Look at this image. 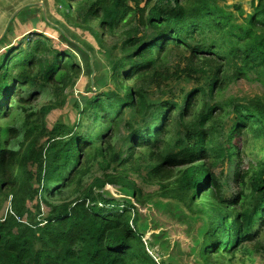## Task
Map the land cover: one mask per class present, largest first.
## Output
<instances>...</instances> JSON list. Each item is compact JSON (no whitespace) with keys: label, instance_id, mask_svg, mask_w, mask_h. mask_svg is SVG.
<instances>
[{"label":"trees","instance_id":"16d2710c","mask_svg":"<svg viewBox=\"0 0 264 264\" xmlns=\"http://www.w3.org/2000/svg\"><path fill=\"white\" fill-rule=\"evenodd\" d=\"M219 1L54 0L107 65L95 62L94 88L72 100L78 120L51 127L49 113L90 75L93 49L19 10L0 40V264H160L130 200L169 211L143 195L149 185L188 212L200 263L264 264V98L222 96L241 80L264 86V0L248 17ZM31 18L58 40L34 32L10 47L14 21ZM106 186L129 199L104 200Z\"/></svg>","mask_w":264,"mask_h":264},{"label":"rangeland","instance_id":"374dc122","mask_svg":"<svg viewBox=\"0 0 264 264\" xmlns=\"http://www.w3.org/2000/svg\"><path fill=\"white\" fill-rule=\"evenodd\" d=\"M250 1L251 0H220L218 2V5L226 9L227 11L233 12L235 14V17L238 16V12H235V10H233V6L238 5L242 8V10L247 14L246 16L248 17L249 14L252 13L251 8L249 7ZM26 6H29L30 9H33L35 11L36 17H44V19L46 21H49L52 25H65L68 34L72 38H74L72 39V41L76 42L77 44H81L80 46L88 45L93 49L92 55L87 51V53H89L90 55V67L92 70L90 75L89 73H86L85 75L81 76L76 81L73 89L67 91V93L69 94V101L62 110L52 111L47 116L48 127H51L58 121L73 124L75 120H78V115L71 106V103H73L72 100L78 99L80 94L87 93L89 81L91 87L93 83L92 89L94 88V77L96 75L94 63L99 62L101 65L103 64L106 66V56H103L102 53L104 52L100 49L99 44L95 40L92 33L75 28L66 23L65 19L59 13L54 0H0V38L4 33L5 35L7 34L6 28L8 29L9 24L11 23L10 20L15 12L23 9ZM140 6H142V4ZM32 19L33 18L27 20L26 24H21L17 20L14 21V23L12 24L13 33L11 35H7V43L10 47H17L21 42L24 45L29 39L33 37L32 33L34 32H47V34L50 35L54 42L58 40L57 34L54 30H52V28L48 29L46 28L45 23L39 21L38 19H36L37 22H35ZM236 21L239 24H243V21L241 19H236ZM59 46L62 49H66L65 44H60ZM2 53H4V50L0 51V54ZM71 53L76 55V53L73 51ZM237 82L238 83L233 82L228 85V88L222 94L225 99L249 101L255 96L264 98V86L261 83L255 82L254 80H241ZM108 85L110 86V84ZM87 95L91 96L90 93ZM39 101L40 105H42L46 102L45 97L41 95L39 97ZM84 121L79 130L88 133L92 122L91 120H86L85 122ZM220 171V168L216 170V172L218 173ZM232 175V167L226 165L224 176L228 177L229 184H231L230 182ZM158 191L159 187L156 185L142 186L143 195H148V200L152 202L158 201L162 203L163 205H165V207L168 208L169 211H158V207L152 206V203H148L145 204V206L140 207L134 199H130L139 213L138 225L140 226L141 224L146 226L144 228L145 231L142 232V235L144 242H147L148 253L152 255L154 259L160 264H202L199 262L197 255H193L190 251V249L192 248L190 237L192 236L196 225L186 223L188 212L185 211L182 206H179L178 208L173 206L172 200L161 196ZM102 192L104 200H114L121 205H123L125 200L129 199L128 197H125L124 195L119 193L116 187L106 186ZM34 205V203L28 204V206L30 207H33ZM43 211L47 212V209L43 207ZM5 212L6 208L3 211L1 210L0 217L4 216ZM154 236L162 237L160 241L167 242L166 248L160 247L159 242H156L153 238ZM254 264H260L259 260H255Z\"/></svg>","mask_w":264,"mask_h":264},{"label":"water","instance_id":"95a60500","mask_svg":"<svg viewBox=\"0 0 264 264\" xmlns=\"http://www.w3.org/2000/svg\"><path fill=\"white\" fill-rule=\"evenodd\" d=\"M18 12H19V10L15 12V14H14L13 17L11 18L10 22L13 20V18L15 17V15H16ZM10 22H9V23H10ZM7 27H8V26H7ZM6 31H7V28H6ZM6 31H5V32H6ZM4 36H5V33L2 35V37L0 38V40H1ZM92 76H93V75H92ZM92 82H93V81H92ZM92 87H93V83H92Z\"/></svg>","mask_w":264,"mask_h":264},{"label":"built area","instance_id":"2783aa9c","mask_svg":"<svg viewBox=\"0 0 264 264\" xmlns=\"http://www.w3.org/2000/svg\"><path fill=\"white\" fill-rule=\"evenodd\" d=\"M152 256V255H151Z\"/></svg>","mask_w":264,"mask_h":264}]
</instances>
